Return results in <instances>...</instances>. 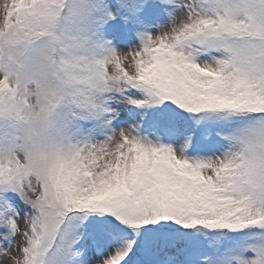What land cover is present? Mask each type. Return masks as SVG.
Listing matches in <instances>:
<instances>
[{"label": "snow or ice", "instance_id": "snow-or-ice-1", "mask_svg": "<svg viewBox=\"0 0 264 264\" xmlns=\"http://www.w3.org/2000/svg\"><path fill=\"white\" fill-rule=\"evenodd\" d=\"M0 264H264V0H0Z\"/></svg>", "mask_w": 264, "mask_h": 264}]
</instances>
